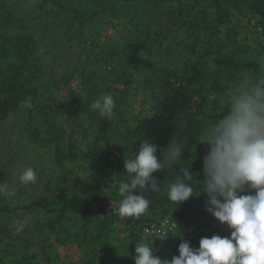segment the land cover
Masks as SVG:
<instances>
[{"label": "rangeland", "instance_id": "1", "mask_svg": "<svg viewBox=\"0 0 264 264\" xmlns=\"http://www.w3.org/2000/svg\"><path fill=\"white\" fill-rule=\"evenodd\" d=\"M28 1L3 4L8 6L9 19L15 17L17 27L38 31L42 18H38L39 22L23 19L28 5H32ZM69 1L70 7L87 21L83 35L77 31L75 40L68 41L64 34L47 25L40 29L45 39L43 46L29 56L40 65L43 88L39 91L44 101L49 99L47 105L56 109L53 114L58 129L67 125L68 134L62 144L67 158L63 164L57 161L54 142L24 148L20 156L23 161L14 166L10 186L12 205L18 208L0 218V264H21L27 258L41 264H51L48 258L60 264H74L83 256L92 260L95 253L106 248L118 260H108L106 264H134L136 243L151 245L152 241L155 255L163 259L178 256L182 241L175 233L146 234L143 229L147 225L160 227L167 218L160 213L140 215L144 224L132 232L124 218L117 214L113 219L116 206L111 198L116 181V146L124 145L129 157L145 140L161 149L173 136L186 145L182 162L173 171L191 167L194 175L196 194L188 208L192 231L200 239L229 235L227 226L207 212V195L200 190L203 158L209 151L201 137L226 111L228 98L240 81L263 73L254 76L246 71L222 70L220 88L212 89V59L222 54L235 61L253 62L264 71V22L244 7L226 10L224 17L218 18L213 0ZM144 3H155L154 7L162 4L153 10L156 16L151 18L161 22L149 30L152 34L146 35L142 33V22L148 21ZM1 5L0 9H5ZM78 12L73 13L80 16ZM53 20L67 23L68 14L55 15ZM41 34H37L39 39ZM14 38L11 42L18 49L19 42ZM142 38L148 43L147 57L155 65L151 71L132 69L123 62L126 44ZM105 93L115 101L110 117H101L91 106L89 113L82 110L86 100L92 104ZM157 155H161L159 150ZM26 167L35 170V181H20ZM41 168L43 180L52 181L45 192L49 196L55 191V183L69 196H89L92 178L97 175L107 200L91 208L89 214H70L55 231L45 229L48 218L24 208L36 193H41L35 191ZM165 173L158 180L162 188H167L169 181ZM37 261L29 264H40Z\"/></svg>", "mask_w": 264, "mask_h": 264}, {"label": "trees", "instance_id": "2", "mask_svg": "<svg viewBox=\"0 0 264 264\" xmlns=\"http://www.w3.org/2000/svg\"><path fill=\"white\" fill-rule=\"evenodd\" d=\"M0 3L2 4L1 7H5V9H0L2 10L0 13L1 218L4 215L13 213L14 209L18 208L13 207L12 205L10 186L12 185L11 182L14 178V174H12L14 166L18 164L19 160L21 162L23 161L20 156L21 154H24V148L28 149L31 146H41L46 142H54V157H56L57 161L60 164H63L67 158L64 146L62 145L68 134V131H66L67 125L64 127L62 124V127L64 128L58 129L54 117L56 109L47 105L49 99L44 101V99H42L44 98V95L39 91L42 77V73L38 67L40 65L37 64L38 60L36 61L35 59L30 58L32 57V54L41 49V46H43L45 42L40 29L49 25L50 28L58 30L65 35L68 41H71L73 38L75 40L77 37V31L83 35L87 21L82 20V14L70 7L69 0H29L27 3H32V5H28L29 7L27 8V11H25L26 13L23 15L24 21L34 20L39 22L38 18H42L44 21H41L43 23L39 26L38 31H35L34 29L25 26L17 27L15 25V17L11 16L9 19L11 14L8 11V6L3 4L23 3L22 0H17L16 2L0 0ZM213 3H215L214 8L218 18L224 17L222 13L225 14L226 10H229L230 12V10H240L244 7L248 12L258 16L261 21L264 22V0H213ZM144 4L146 7L144 13L148 14V21L142 22V24H144L142 33H145L146 35L150 32L152 34V31L149 30L153 29L161 22L160 20L156 22L155 19L152 20L151 18H155L156 16L152 14L153 10H156L159 6H162V4L156 7H154L155 3L152 5L151 3ZM103 6L106 7V5ZM136 6L137 3H135L134 7ZM73 12H78L80 16ZM65 13L68 14L67 23L62 24L61 22L59 23L58 21L53 20L55 15H63ZM69 17L71 18V21ZM36 18L37 20H35ZM160 28L163 29V25H161ZM38 33L41 34L42 39L38 38ZM14 36H16V41L19 42L18 49H16L17 45L11 42L12 40L15 41ZM148 50V43L144 38L127 43L125 46L126 56H123L124 64L132 69L153 70L155 65L147 57ZM212 66V89L215 87L220 88V80L222 77L219 73L222 70H236L239 72L246 71L251 72L254 76H256L257 73H263L262 75H264V71H262L257 64L248 61H235V59L222 54H219L212 59ZM216 71L218 72L217 74ZM40 98L42 100H40ZM90 106L91 101L88 99L83 104L82 110L89 113L91 111ZM93 115L94 111H92L91 116ZM54 129H58L55 134L53 133ZM50 139H52V141H50ZM30 151L33 152V149ZM115 151L116 181L115 187L111 193V198L116 209L118 207V202L121 199L118 193V185L122 180L126 179L123 162L124 159L128 158V150L124 145H117ZM41 170L42 168L39 170V176H41V179H39L38 176L35 183V191L41 193H36L35 197L31 199L30 204L24 208L44 214L48 218L46 221L47 224L44 225L45 229L55 231L60 226L59 224H63V221L67 219L70 214H89L88 212L91 208H97L107 200L102 181L97 175L92 178L89 196H69L67 191L65 189H60L57 183H55V191L49 193L53 195L49 196L47 193L45 194V192L46 188L51 186L52 181H44V173ZM166 171L167 170H163L154 173L155 178L159 180ZM178 172L179 170H176L175 172H166L165 175L171 180L174 179L175 174ZM57 176H59V174ZM193 187L196 189L194 184ZM135 194H139V190ZM144 195L150 200V205L146 212L141 215H154L160 213L162 218L169 219L172 224L175 225V235L178 239L181 241L182 239L189 241L193 248L199 247L200 237L192 231L190 214L188 212L192 197L187 201L178 204L168 199L167 188L162 187L159 193L144 192ZM113 214V219L115 220L117 214L115 211ZM122 218L125 219L126 224L132 232L135 229H140L144 224L143 218L140 217ZM105 245L109 246L108 248L112 250L107 242ZM109 252L110 251L107 248L102 251L99 250V252L95 253L92 260L90 257V259H87L86 256L85 258L83 256L82 261L74 264H106V261L108 260H110L111 263L118 261L116 255H112V253ZM34 260L37 261L36 259L32 260L27 258V262L21 261V264H29ZM48 260L51 264H60L59 262H52L51 258H48ZM37 262L40 263L39 261Z\"/></svg>", "mask_w": 264, "mask_h": 264}, {"label": "clouds", "instance_id": "3", "mask_svg": "<svg viewBox=\"0 0 264 264\" xmlns=\"http://www.w3.org/2000/svg\"><path fill=\"white\" fill-rule=\"evenodd\" d=\"M227 105L221 118L212 122L201 137L209 151L203 158L200 190L207 195V212L226 225L230 234L202 237L198 248L182 239L178 256L171 259L155 255L153 241L151 245L136 243L134 264H264V75L242 79ZM114 107L109 93L91 104L101 117H110ZM185 147L178 136L161 149L145 140L135 154L124 159L126 179L118 185L121 199L116 214L139 217L145 213L150 200L144 192L161 190L153 174L173 171L181 164ZM193 177L191 167H180L168 181V199L181 204L196 194ZM19 179L24 183L35 181V170L24 168Z\"/></svg>", "mask_w": 264, "mask_h": 264}, {"label": "built area", "instance_id": "4", "mask_svg": "<svg viewBox=\"0 0 264 264\" xmlns=\"http://www.w3.org/2000/svg\"><path fill=\"white\" fill-rule=\"evenodd\" d=\"M143 229L146 234H156L162 236H164L168 231L176 233L175 225L172 224L169 219H166L160 227H157L156 225H147Z\"/></svg>", "mask_w": 264, "mask_h": 264}]
</instances>
